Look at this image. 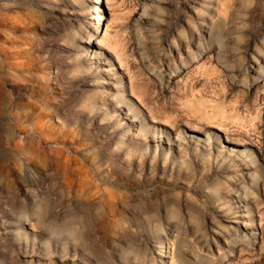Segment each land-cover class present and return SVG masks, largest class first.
Masks as SVG:
<instances>
[{
	"label": "rangeland",
	"instance_id": "obj_1",
	"mask_svg": "<svg viewBox=\"0 0 264 264\" xmlns=\"http://www.w3.org/2000/svg\"><path fill=\"white\" fill-rule=\"evenodd\" d=\"M15 1L17 6L11 3L9 10L2 9L0 26V264H11L13 249V264H62L56 257L24 254L11 242L60 243L63 234L58 232L66 222L77 236H70V248L75 246L94 264H124L125 259L138 263L147 247L153 250L156 264H178L172 246H166L165 257L157 256L161 253L157 234L139 207L146 205V210L159 206L163 218L169 213L177 229L170 234L164 221L166 237L169 243L185 246L188 260L191 249L204 246L209 252L203 254L217 262L220 254H226L222 264H264V236L258 234L259 219L264 217L263 187L258 189L261 201L260 212L254 213L258 228L254 240L236 246L230 254L228 237L215 236L218 247L210 231L215 220L217 227L225 224L238 232H251L235 223L234 215L244 206L240 203L242 207L236 208L233 199L244 196V191L248 192L245 198L250 197L251 169L261 163L258 152H264V79L254 74L252 61L264 53V43H250L252 26L262 21L264 8L254 13L246 0H225L222 9L217 0L208 6L184 0L195 4L192 11L210 7L202 30L205 46L214 28L215 34L212 50L189 58L182 67L179 60H186L189 45L193 55L198 53L197 41L190 38L193 24L186 19L184 2L172 0L169 8L159 2L161 11L154 22L143 24L142 32L129 27L142 10L136 0L99 3L109 25L106 37L121 50L125 64L119 65L111 50L97 49L98 44L94 51L108 54L120 68L127 102H134L145 117L134 118L133 110L117 103L116 76L105 71L112 101L108 106L120 107L117 113L125 118L116 124L115 115L107 123L101 119V110L80 106L92 91L93 80L99 78L73 72L66 52L54 49L64 46L71 23L88 20L86 2ZM101 23L98 38L104 32ZM173 63L180 70L165 83ZM153 73L163 78L162 84ZM132 118L135 127L130 137L143 145L127 151L132 148L127 143L134 144L124 134ZM176 132L182 138V158ZM118 137L122 138L119 148L114 143ZM155 145L156 162L151 168ZM141 149L148 152L144 159ZM218 185L225 196L220 201L212 195ZM103 188L122 197L108 204L101 195ZM20 222L23 229L17 236Z\"/></svg>",
	"mask_w": 264,
	"mask_h": 264
},
{
	"label": "bare ground",
	"instance_id": "obj_2",
	"mask_svg": "<svg viewBox=\"0 0 264 264\" xmlns=\"http://www.w3.org/2000/svg\"><path fill=\"white\" fill-rule=\"evenodd\" d=\"M9 1L10 0H0V26H1V11H2V9L9 10L13 6L11 3L15 4V6L18 5V2H16L15 0L11 1L9 4H7ZM102 1L103 0H82V3L86 2V4H87L86 7H83V6L82 7L86 8L85 11L89 15L88 20L85 22V21H82L80 19H77V20H75L76 25H73V23H71L70 31L67 32V35H68L67 39L64 40V46L63 45H61V46L57 45L54 47V49L56 51L66 52V55L69 58V64L71 65V70L73 72H76L79 75L80 74H82V75L91 74V76H93V77L97 76L99 78V80H96V79L93 80V81H95V82H93L94 87H93L92 91L90 90L91 92L86 96V102L84 101V103H82V105H80L81 107L83 106L84 108H87L91 111H98L99 112L101 110V113H102L101 119L104 121H107V123L111 122L110 120L114 115L116 116V118H115L116 124H120L119 121H121L122 119H125L122 117L120 118L119 117L120 113H117L118 111L121 110L120 107L118 108V106H113V107L108 106L110 104V101H111V100H109V96L111 94L109 93L110 88L105 86V83H107L105 79H106V76L108 74L105 71H112V74H114V76H116V80L114 81V88L116 91V93L114 94V99H117L116 100L117 103L126 104L128 107V110H133L135 112L134 116H133L134 118H135V116H140L142 118V120H145V117H144L143 113L141 112V110H139L138 106L134 102L131 101V103H128L126 100L127 95H126L125 84L122 81L124 78V75H122V73L120 72V70H119L120 68L118 69L115 67L112 60L109 58L110 56L108 57V54L104 55V53H102V52L97 53L96 51H94V48H96V45L98 44L99 46H97V49L100 50L103 47V49L111 50L115 54V57L118 61V64L122 65V66L125 64V59L122 57L123 54L121 55V53H120L121 50H119L118 47H116V44L113 43L112 40H110L109 38L106 37V35L108 33L107 30H108L109 25L107 24L106 18L103 17V12H102L101 6L99 4V3L102 4ZM199 1L201 2V5H203V6H206V5L208 6L209 4L213 3V0H197L196 3H199ZM217 1L219 3L220 9H222L221 6H225L224 5L225 0H217ZM246 1L249 4H251V10L254 13H257L259 10L262 11V9L264 8V0H262V1L261 0H246ZM65 2H67V1L65 0ZM136 2H137V4L142 6V10L137 15H135V17L132 19V21L130 22V25H129V27L131 29H134V31H136V32H142L143 24H145L146 22H154L155 21L154 16H156L158 14V12L161 11L159 2L165 3V6L168 8H169V6H171L174 3V2H172V0H136ZM177 2L181 3L183 5L184 0H182V1L179 0ZM177 2H176V4H177ZM194 5L191 4L190 2H187V3L184 2V13L188 17L186 19H189L190 22L193 24V28L192 29L189 28L190 29V38L193 40L194 43L197 41L195 43V50L198 53L193 55V52L190 50V45H189V49L187 50V58L185 57L186 60L184 58L179 60V62L182 64L181 65L182 67L184 66L186 61L189 60V58L194 59V58H197V56L201 52H202V54H204L207 51H211L212 45L210 43H212L214 41L212 34H215V31H214L215 28L213 29V33L210 34L209 38L206 40L207 45L205 46L203 44L204 41L202 40V30H203V26H204L203 24L205 22H207L206 21V13L208 11V8H202V9H199L197 11H194V10L192 11V9L195 8ZM209 11H211L210 7H209ZM196 20H199L200 22L196 23ZM218 20H221V19L218 18ZM101 21H103V23L105 24V26L103 28L104 32H103V36L101 38H98V35L101 33V30H100V25L102 26ZM185 23H186V21H185ZM187 26H188V24H187ZM179 27H182V26H179ZM43 30L46 31V27H44ZM203 35H204V33H203ZM250 41H251L250 43H264V14H263V19L261 22H254V24L252 26V36L250 38ZM37 46L40 48L39 44H37ZM178 47H180V46H178ZM187 47H188V45H187ZM80 49L82 50V53H84V54L78 53V50H80ZM214 49H215V47H214ZM246 53H248V52H246ZM252 53H253V51H252ZM188 56H190V57H188ZM252 57L254 58V56H252ZM252 61L256 67L254 74L257 75V78L262 77L264 79V53L259 54V56H257V57L255 56V58L252 59ZM101 62H103V64H100ZM104 62H108V63L105 65ZM179 67H180V65H178V63H173V69H171V71H169V74L166 71L167 72V76H166L167 79H166L165 83L169 82V79L171 78L173 72H178L180 70ZM153 78L155 80H157L160 84L163 83V78L161 76L157 77L153 73ZM244 82H248V79H245ZM252 84L253 83H250L248 85H252ZM130 90H131V92H134V84L132 82L130 83ZM263 90H264V88H263ZM261 99H263V98H261ZM129 102H130V100H129ZM105 108H109V110L105 111L104 110ZM134 118H132L129 121V123H127V126H126L127 129L125 130V133H124L127 136L125 138V140L126 139L132 140V138H133L130 136L132 134L133 128L135 127ZM112 122L114 123V121H112ZM175 134H176L175 140L177 141L179 148L182 149L180 151L181 153H179V157L182 158V156L184 154L183 144L181 142L182 138H180L179 132H176ZM135 135H137V134L135 133ZM123 141H124V139H123ZM121 142H122V138H120V137H118V139L115 140L114 143L116 144L117 148L120 147L119 144ZM131 142L134 144H132L133 145L132 146L131 143L128 142L127 143V146L129 147L128 149H130V147H132V148H131V150H127V151H132L133 149L140 148V146L143 145L141 142H136L134 140H132ZM169 149L170 148H168V150H166V151L169 152ZM115 151L118 152L117 149H115ZM139 151H140L143 159H144V157H146L148 155V152L144 149H141ZM159 151H160V149H159ZM114 152H113V154H115ZM156 153H157V145H155L153 156L150 159L151 160V164H150L151 168H154V162H156V156H157ZM258 153H259V156H261L262 160H261V163H258L255 166L253 165L252 166L253 168L251 169L252 174L249 177L250 178L249 179L250 180V197L245 198L246 194L248 195V192L244 191V194H243L244 196H241L240 194H238V195H236L237 199L236 200L233 199V203H236V205H235L236 208L242 207L239 205L240 203H243V206H244L239 214L236 213L234 215V218L236 221L235 223H237V225L239 223V226H240V224L241 225L243 224V227H245L246 229H250L251 232L245 233L243 230L238 232L232 226L225 225V224H224V226L222 225L220 228V227H217V222L215 220L212 221L211 225H210L211 226L210 231L213 234V243L215 244V246L219 247L218 241H217L215 236L218 237L221 235L225 238L228 237L229 240H228V243L226 246L229 249L228 251L230 252V254L233 252V249L236 246H239V245L243 244L244 242H247L251 239L254 240L256 238L258 228H257L256 223L254 224V215H255L254 213L258 212V211L260 212V210H258V205L261 201L260 197H259V193H258L259 187H263V191H264V152L260 153V151H259ZM251 157L253 159L252 162L255 163V161L257 159L254 157V155H252ZM166 160H164V162ZM164 162L162 164L163 169L165 168ZM80 173H78V176H80ZM85 175H87V173ZM229 179L232 180L231 178H229ZM239 180H240V178H239ZM231 182L234 183V181H231ZM232 183L230 186L233 185ZM231 188H233V187H231ZM235 191H236V189H235ZM102 192L103 193H101V195L104 196L105 201L107 200L108 204L113 202L111 200L118 199V196H120V198L122 197V194L116 193V192H113L111 190H107L104 188L102 189ZM212 195L215 197V200H218V201L223 200L225 198V196H224L223 191H222V186L220 187V185H218L214 190H212ZM122 203H125L124 200L122 201ZM157 205H159V204H157ZM146 206H139V207L141 208L140 211H143V213L147 216V217L144 216L143 219L146 217L147 224H148V222H150L149 227H150L151 231L153 233L157 234L156 243L159 245V247L161 249V251H160L161 253L157 252V256H159L160 258L165 257L166 252H167L166 248L167 247L169 248V246H172L173 252L175 253V257L178 260V264H222V259L224 257H226V254H224V253L220 254L219 262H217V260L215 258L203 254L202 251H208L209 252V248L207 247V250L206 249L204 250V248H203L204 246H202V247L192 246L191 248L194 247V249H191V253H190L191 259L188 260V257L186 258L187 252H186L185 246L180 245V243L176 242V241L173 243H169V240L166 237L168 235V233L163 228V222L164 221H168L167 224L169 225L168 229H169L170 234L173 232L172 230L177 229V227H175L173 224L170 223L171 219H170L169 213H167L165 218H163V216L160 214V209L158 208L159 206H157V208H154V209L149 208L150 210H146ZM263 213H264V208H263ZM134 214H136V213L134 212ZM173 214L177 215L178 213L175 214L173 212ZM135 216H137V215H135ZM263 218L264 217L260 218L259 222H258L259 230H260L258 234L261 236H264V223L260 224V222ZM219 222H218V224H219ZM22 224H24V223L20 222L19 226L17 227L19 230L18 231L19 234L17 236H20V232L23 229ZM70 224H71L70 222H66L63 226H61V229H60L61 231L58 232L59 234H63L60 237V238H62V241L60 242L61 244L54 242L50 245V242H49L50 240H48L45 243L39 242L38 244H35V243L30 244L27 241L20 242V240H18L17 242H14V241L11 242V245L17 246L19 250L22 249L24 254H29L30 256H35L39 259L40 258L41 259H46V258L51 259L53 257H56L55 260L61 262L62 264H65V262L68 260L74 261L75 258H77V259L79 258L78 264H94V263H92L93 261L90 259L91 257H85L82 255V253H77L76 252L77 248L75 246H73L72 249L70 248L71 245L69 244V241H68L70 236L77 237V236H75V233H76L75 228L73 226H71ZM24 234H26V232ZM34 238H35V235H34ZM144 251H145L144 256H142L141 258H138L139 259L138 263L130 262L128 259H125L124 264H156V259L153 255V253H154L153 250H151V249L149 250L147 247L146 250H144ZM14 255H16V253L13 249L11 251V256H10L11 264H13L12 258L14 257ZM70 257H72V259H70ZM135 258H137V257H134V259ZM14 260H15V258H14ZM113 264H115V263H113Z\"/></svg>",
	"mask_w": 264,
	"mask_h": 264
}]
</instances>
